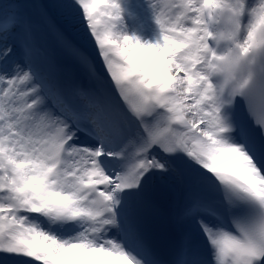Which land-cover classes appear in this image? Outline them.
<instances>
[{"label": "snow or ice", "instance_id": "1", "mask_svg": "<svg viewBox=\"0 0 264 264\" xmlns=\"http://www.w3.org/2000/svg\"><path fill=\"white\" fill-rule=\"evenodd\" d=\"M32 7L75 71L0 0V264H264V0Z\"/></svg>", "mask_w": 264, "mask_h": 264}, {"label": "bare ground", "instance_id": "2", "mask_svg": "<svg viewBox=\"0 0 264 264\" xmlns=\"http://www.w3.org/2000/svg\"><path fill=\"white\" fill-rule=\"evenodd\" d=\"M38 4L37 0H28L27 4H23L25 6L26 11L33 16V19L36 23V32H35V40L37 49V60L42 65L46 66L47 60H51L55 66V69L61 74H67L74 72V66L72 62L64 55V53L57 46L55 39L45 30L43 32V26L36 21L39 17L36 15L35 9H33L32 5Z\"/></svg>", "mask_w": 264, "mask_h": 264}, {"label": "rangeland", "instance_id": "3", "mask_svg": "<svg viewBox=\"0 0 264 264\" xmlns=\"http://www.w3.org/2000/svg\"><path fill=\"white\" fill-rule=\"evenodd\" d=\"M38 1V4H42V3H50L51 0H37ZM19 2H23V3H26L28 2V0H19ZM36 21H39V19H37ZM37 23V22H36ZM43 29V32L45 31L44 28ZM36 32V31H35Z\"/></svg>", "mask_w": 264, "mask_h": 264}]
</instances>
